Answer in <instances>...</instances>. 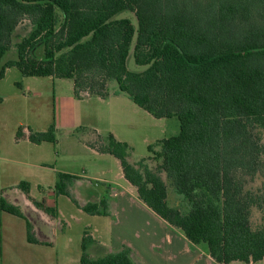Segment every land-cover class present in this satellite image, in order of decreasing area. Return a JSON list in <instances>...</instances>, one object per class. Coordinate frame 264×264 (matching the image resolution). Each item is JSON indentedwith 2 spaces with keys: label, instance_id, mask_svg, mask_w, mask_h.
Returning a JSON list of instances; mask_svg holds the SVG:
<instances>
[{
  "label": "trees",
  "instance_id": "trees-1",
  "mask_svg": "<svg viewBox=\"0 0 264 264\" xmlns=\"http://www.w3.org/2000/svg\"><path fill=\"white\" fill-rule=\"evenodd\" d=\"M125 10L138 27L115 17ZM25 18L34 28L18 43L19 58L0 69V82L15 66L24 76L72 79L77 98H106L115 81L114 94L126 93L156 118L178 117L180 133L159 140L161 151L138 165L113 134L104 149L120 159L140 198L192 242L207 243L216 261L264 259V226L251 224L252 208L264 210V190L247 189L249 178L264 173V0H0V62ZM40 42L43 59L32 56ZM132 48L145 70L128 69ZM30 140L55 143V124L32 131ZM152 159L160 161L157 170L147 164ZM162 172L189 211L169 205ZM75 178L60 172L55 190L78 204L69 191ZM20 187L30 193L28 182ZM106 206L102 200L83 209L102 215ZM0 210L24 218L29 242H38L20 207L1 196ZM86 234L81 264H136L126 245L91 257Z\"/></svg>",
  "mask_w": 264,
  "mask_h": 264
},
{
  "label": "crops",
  "instance_id": "crops-1",
  "mask_svg": "<svg viewBox=\"0 0 264 264\" xmlns=\"http://www.w3.org/2000/svg\"><path fill=\"white\" fill-rule=\"evenodd\" d=\"M50 77L54 78V76ZM117 89L115 88V90ZM114 91H111L106 98L91 96L86 93H83L81 98H77L73 85L72 95L63 96L65 100L62 101L60 96L56 95V113L53 121L57 139L55 143L50 141H43L40 144L31 142L30 133L32 131L42 132L48 129H36L26 125L19 129L21 135L17 136V139L33 145L35 148L29 150H34L38 154L35 163L26 165L33 166L32 172L39 173L36 180L25 181L30 184V193L26 194L20 185L18 186L24 193V198L23 203L17 206L33 225L34 236L38 240V242H29L27 237V245L31 248H41L44 245L54 248L60 241L61 233L69 230L74 220L79 223L87 222L82 241L87 232L86 235L93 240L88 247V253L93 258L119 251L126 245L132 249V258L136 264H226L216 261L211 256L208 244L192 242L181 228L171 225L153 211L140 198L137 188L125 177L120 159L105 150V147L99 148L96 145V136L103 137L105 132L113 134L116 140L130 145L127 139L117 131L116 126L126 124V121H130V119L134 122L136 115L151 121L164 119L156 118L136 104L126 93L116 95ZM3 102L2 99L0 104ZM101 106L106 108L102 114L107 120V124L104 126L97 123L101 119ZM124 111H128L131 116ZM125 118L126 120H124ZM94 119L96 120L95 123L92 121ZM134 125L130 124V128H134ZM62 130L65 134L63 138L58 135V132ZM80 132L85 133L86 136H81ZM144 140L147 144L151 142L148 138ZM64 143H70L73 148L70 151L67 150ZM49 145L50 148L56 150L55 163L58 168L62 165V156H66L67 153L71 154H68L71 157L76 156L70 164L73 169L59 168L57 175L51 178L47 173L44 175L43 169H48L49 166L56 172L55 166L49 163L53 162ZM79 151L90 155L88 156L90 158L83 164L82 173L75 170L80 164V156L76 154ZM128 160L135 165L139 163V161H134L131 158L130 153H128ZM147 164L153 169L151 160H147ZM60 172L77 176L69 184V191L78 204L69 196L56 192L55 185L59 180L58 174ZM161 175L166 182L164 173ZM35 188L37 191H34ZM167 188L169 203L170 190L168 184ZM4 190L2 189V196L11 201L7 197V191ZM62 196H67L74 203L75 208L72 209L71 213L65 211L60 204ZM102 200L107 203L105 214H90L83 209L88 203L100 204ZM179 202L180 200L172 206L178 207ZM49 209L52 212H49ZM0 212V225L4 228L2 220L4 216L11 213L1 210ZM261 262H264V259L245 263L257 264ZM72 263L77 264V258H72L69 264ZM233 263H244V261H232L227 264Z\"/></svg>",
  "mask_w": 264,
  "mask_h": 264
},
{
  "label": "rangeland",
  "instance_id": "rangeland-1",
  "mask_svg": "<svg viewBox=\"0 0 264 264\" xmlns=\"http://www.w3.org/2000/svg\"><path fill=\"white\" fill-rule=\"evenodd\" d=\"M115 17H129L132 19L134 25L138 27L135 14L129 10L122 11ZM33 28L34 26L28 18L23 19L19 23L13 34L12 47L2 58L0 69L6 62L19 58L17 45L24 37L30 35ZM45 49V43L40 42L33 49L32 56L43 59L45 57ZM127 65L128 69L131 71H143L147 68V66L138 65L135 62L133 48L128 57ZM73 83L72 79L67 78L24 76L21 70L15 66L7 69L5 77L0 82V96L4 100V102L0 104V197L2 196V189H5L4 191H7V197L11 200H8L9 202L16 205L23 203L24 193L18 186L22 181L37 179L39 173L32 172L31 168L33 166L26 165L35 163L38 154L34 150H29L35 148L33 145L25 141H19L17 139V133L21 126L24 125L42 130L49 129V126L55 120L56 95H59L62 101L65 100L63 96L72 95ZM115 88H118V83L115 81L110 82V92L114 91ZM100 110L101 119H99L97 123L104 126L107 124V120L102 114L106 111V108L101 106ZM124 112L130 115L128 111ZM134 118V122L130 119V121H126V124L116 126L120 135L130 143L128 153L131 154V158L134 161L140 162L148 156L154 157L155 152L161 151V146L158 145L157 142L178 135L181 130L180 120L176 116L161 120L156 119L155 121H151L150 119L147 120L139 115H136ZM124 120H126V118ZM92 121L95 123L96 120L94 119ZM128 122L129 125H127ZM130 124H135L134 128H130ZM103 134H105L103 137L96 136L95 139V143L99 148L107 147L109 144L107 137L110 133L105 132ZM58 135L63 138L65 136L64 130L58 132ZM80 135L86 136L83 132H80ZM145 138L151 140L149 144L152 143L154 148L152 152L149 150V144L145 142ZM64 144L69 151L73 148V145L70 143ZM50 150L53 162L49 163L55 166L56 172L49 166L48 169H43L45 171L44 175L47 173L49 174V178H51L57 175V170L59 168L64 167L73 169L70 167V164L76 156L71 157L69 153H67L66 156H62V165L58 168L55 163L56 150L52 147ZM76 154L80 156V164H78V168H75V170L82 173L83 164L90 158H88L90 155L83 151L76 152ZM151 162L153 164V169L157 170L160 161L152 159ZM162 173H164L170 190L169 204L171 206L176 205L178 200H180L178 207L181 211L187 212L191 208V205L185 200L184 196L175 191L170 179L165 175L166 173ZM247 189L257 194L258 190H264V173L257 175L253 179L249 178ZM34 191H37V189L35 188ZM2 197L6 198L5 196ZM60 204L68 213H71L72 209L75 208L74 203L67 196H62L60 198ZM70 219L72 220V218ZM70 219L69 222H71ZM2 221L4 223V228L0 225V264H69L72 258H77V264H80L79 259L82 252V237L87 222L79 223L73 220L71 228L63 234L61 233L59 236L60 241L54 248L47 247L46 245L41 248H31L27 245V222H25V219L13 214H8L4 216ZM251 224L253 229H260L264 226V210H261L257 206L252 208ZM257 264H264V262Z\"/></svg>",
  "mask_w": 264,
  "mask_h": 264
}]
</instances>
